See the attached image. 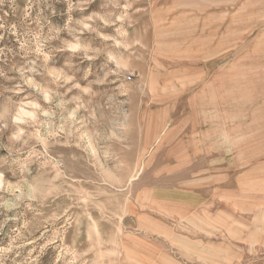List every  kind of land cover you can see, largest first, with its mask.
<instances>
[{
    "label": "rangeland",
    "instance_id": "374dc122",
    "mask_svg": "<svg viewBox=\"0 0 264 264\" xmlns=\"http://www.w3.org/2000/svg\"><path fill=\"white\" fill-rule=\"evenodd\" d=\"M0 264H264V0H0Z\"/></svg>",
    "mask_w": 264,
    "mask_h": 264
}]
</instances>
